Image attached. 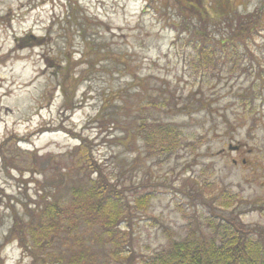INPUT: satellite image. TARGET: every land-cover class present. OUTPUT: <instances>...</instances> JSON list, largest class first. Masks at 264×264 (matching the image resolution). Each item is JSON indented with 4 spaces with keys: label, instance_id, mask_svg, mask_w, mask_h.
Here are the masks:
<instances>
[{
    "label": "rangeland",
    "instance_id": "374dc122",
    "mask_svg": "<svg viewBox=\"0 0 264 264\" xmlns=\"http://www.w3.org/2000/svg\"><path fill=\"white\" fill-rule=\"evenodd\" d=\"M228 1L241 16L260 8V31L241 58L199 72L195 22L180 15L195 0H0V264L32 262L8 239L15 217L27 222L43 195L64 202L85 179L74 134L128 203L121 252L91 235L97 264L139 262L183 238L193 214L264 228V0ZM150 96L168 105L142 114L181 132L168 159L148 157L132 126ZM223 189L240 199L214 208ZM142 192L146 211L133 207Z\"/></svg>",
    "mask_w": 264,
    "mask_h": 264
},
{
    "label": "trees",
    "instance_id": "16d2710c",
    "mask_svg": "<svg viewBox=\"0 0 264 264\" xmlns=\"http://www.w3.org/2000/svg\"><path fill=\"white\" fill-rule=\"evenodd\" d=\"M194 3L196 8H185L180 14L188 22H195L193 27L197 32H192L199 36L191 37L195 40L192 47L196 53L193 68L200 72L218 66L212 59L229 58L231 63L234 62L232 58H241L240 48L246 49L260 31L261 9L252 15L241 16L231 8L228 0H214L209 3V10H206L207 2L195 0ZM167 105V98L150 96L147 104L142 102L138 107L141 113L132 126L148 157L168 159L179 148L181 132L176 125L159 119L149 120L142 114L144 108ZM74 135L82 143L77 148L79 158L76 161L81 162L77 168L89 169L85 179L75 180L76 184L70 187L69 197L64 202L56 199L47 201L44 195L40 196L35 211L28 214L29 220L23 222L15 217L9 231L8 239L18 241L32 257L31 264H97L91 248V235L100 236L104 244H112V249H117L114 255L121 252L120 247L124 246L121 226L128 208L124 194L104 177L87 148L84 149V139L79 134ZM14 138L24 141L16 134L8 139ZM5 143L0 145L3 160ZM208 186L205 182L204 188ZM201 191L203 193L202 188ZM152 196L150 192L139 193L133 200V207L146 211ZM197 196L202 197L201 194ZM210 199L214 208L222 209L236 205L240 198L223 189ZM201 202L211 207L206 201ZM80 228L83 230L80 231ZM127 258L131 262V256ZM133 264H264V228L246 225L235 216H219L214 212L205 216L193 214L188 216L183 238L170 239L164 247Z\"/></svg>",
    "mask_w": 264,
    "mask_h": 264
},
{
    "label": "flooded vegetation",
    "instance_id": "af4514ba",
    "mask_svg": "<svg viewBox=\"0 0 264 264\" xmlns=\"http://www.w3.org/2000/svg\"><path fill=\"white\" fill-rule=\"evenodd\" d=\"M45 1H47V0H41V4H43ZM229 145V144H228ZM237 146V148L236 149H234L233 150V152H238V153H242V150H243V148L244 147H242V144H238V145H236ZM234 163H237V160H235V159H233L232 160ZM241 162L242 163H246V160L245 159H241Z\"/></svg>",
    "mask_w": 264,
    "mask_h": 264
},
{
    "label": "water",
    "instance_id": "95a60500",
    "mask_svg": "<svg viewBox=\"0 0 264 264\" xmlns=\"http://www.w3.org/2000/svg\"><path fill=\"white\" fill-rule=\"evenodd\" d=\"M229 149H231V148H229Z\"/></svg>",
    "mask_w": 264,
    "mask_h": 264
}]
</instances>
